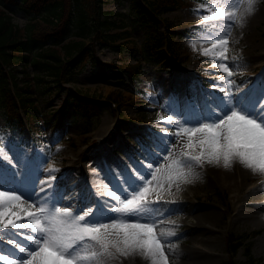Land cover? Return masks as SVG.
<instances>
[{
    "label": "rangeland",
    "instance_id": "1",
    "mask_svg": "<svg viewBox=\"0 0 264 264\" xmlns=\"http://www.w3.org/2000/svg\"><path fill=\"white\" fill-rule=\"evenodd\" d=\"M200 5L206 7L199 8ZM257 5L259 15L254 20L249 21L246 18L243 27L233 24L228 53L230 59L219 61L202 54L203 49L211 48L213 38L224 34L226 27L223 23L216 27L212 26V22L202 24V16L208 14L207 8L212 7L209 0L181 2L162 10L158 18L150 13L142 0H103V7L111 10L109 17L115 20L110 30L115 33L113 42L120 43L121 47L98 43L96 45L98 60L86 63L76 73L75 78L65 83L64 87L49 80L44 82L45 85L40 83L31 87L32 97L41 105L38 113L40 122L37 127H31L25 116L22 123L10 121L5 109L0 105V148H3L11 158V164L8 160L0 158V171L20 182L19 186L14 188L2 182L0 184L4 186L3 190H16L25 200L36 203L37 206L40 202H46L48 207H69L75 214H83L84 211L92 209L93 216L86 219L109 222L115 217L110 208L116 202L106 196L108 190L122 195L128 184L136 180L137 174H146L148 169L144 170L143 167L151 164L155 168L165 164L164 157L172 146H175L174 156H179L186 137L178 140L177 137L169 135L168 133L175 131L174 125L161 121L159 117L166 118L169 114H174V119L187 120L195 124L211 115L213 111L219 113L224 107L226 97L220 89L227 86L220 77L226 74L219 68L212 67L213 64L226 63L234 72L229 78L234 82L232 87L234 102L242 92H245L244 95L248 91L256 92L254 100L264 94V0H258ZM12 14L13 19L20 24L29 19L28 14L20 6L13 9ZM163 18L167 19L170 25L166 24ZM157 29L167 32L177 52L176 56H168V66L143 58V69L139 77L136 80H129L108 64L136 61L141 55V43L150 32ZM22 82L20 78V83ZM69 88H79L102 97L108 96L110 92L119 91L121 94L116 101L117 104L110 101L111 106L105 105L100 112L87 117L79 111L64 108ZM198 112L202 113L200 117L197 115ZM22 113L25 115L24 111ZM75 156L79 157L76 161ZM50 158L56 163L69 165V168L66 170L61 168L54 172L53 168L46 166ZM242 167L244 173L240 170L241 174L237 176L240 167L234 173L233 166L226 169L222 164L221 167L205 164L202 168L199 167L202 175H192L191 183L179 182L178 187L173 184L170 189L169 185L164 184L163 190L159 193L161 201L171 198L173 204L170 206L179 207L180 213L183 211L181 207H185L181 205L185 190L189 191H186V198L195 200L194 204L187 206L190 213H186L183 222L172 221L170 211L162 209L163 202L154 205V208H158L155 218L162 221L157 231L164 226L176 234L169 239V243L174 247L165 248L169 264L264 262V217H261L264 216V204H260L264 203V182L254 184L259 173L254 174ZM206 169L207 175L204 173ZM52 176L55 177L54 181ZM241 176L245 181L242 182V186L239 185L241 181L238 179ZM71 184L76 188L71 187ZM40 186L45 191H41ZM156 195L157 193L153 192L149 199L155 200ZM174 196H179L180 201H173ZM202 202L207 207L213 206L218 209L220 211L218 217L209 219V216H202L201 229L194 226L192 230L183 231L187 224L197 223L195 213L205 207L200 206ZM180 213L176 220L180 219ZM169 219L170 224L164 225ZM229 232L246 234L244 242L233 254V262L229 260L231 251L227 237ZM28 235L34 234L29 229L3 230L0 234V255L22 258L25 254L16 255V251L21 252L8 241L13 240L21 247L31 249V242L27 240ZM195 235H207L210 238L195 239ZM249 253L258 257L260 261H251ZM148 263L150 264L139 256L105 260V264Z\"/></svg>",
    "mask_w": 264,
    "mask_h": 264
},
{
    "label": "snow or ice",
    "instance_id": "2",
    "mask_svg": "<svg viewBox=\"0 0 264 264\" xmlns=\"http://www.w3.org/2000/svg\"><path fill=\"white\" fill-rule=\"evenodd\" d=\"M209 2L212 7L207 8L208 14L202 16V24L212 22L216 27L223 23L226 27L224 34L213 38L211 48L203 49L202 54L214 60L227 61L230 59L231 27L233 24L243 27L246 17L255 12L258 0ZM212 67L226 74L220 77L227 86L220 89L226 97L224 107L219 113L213 111L195 124L174 119V114L166 118L160 116L161 121L175 127L169 135L178 140L186 137L179 156H174L175 146H172L164 157L165 164L155 168L149 164L146 174H137L136 180L122 195L108 190L106 196L116 202L110 208L115 217L109 222L86 219L93 216L92 209L75 214L69 207H48L46 202H40L39 206L29 203L13 189L0 190V234L5 229H29L34 234L27 236L31 249L21 247L13 240L8 241L25 254L22 258L0 255V261L6 264H105L108 258L139 256L150 264H169L165 248L174 247L168 243V238L175 232L157 231L162 221L155 218L158 210L154 208L161 201L159 193L164 184L170 189L173 184L178 187L179 182L191 183L192 170L205 164H222L230 169L238 162L254 174H264V94L255 100L246 99L245 94L234 102V82L229 79L234 72L223 62ZM0 158L11 162L3 148H0ZM153 192L157 193L156 198L150 200ZM21 219H26V222H18Z\"/></svg>",
    "mask_w": 264,
    "mask_h": 264
},
{
    "label": "trees",
    "instance_id": "3",
    "mask_svg": "<svg viewBox=\"0 0 264 264\" xmlns=\"http://www.w3.org/2000/svg\"><path fill=\"white\" fill-rule=\"evenodd\" d=\"M142 1L158 18L162 10L189 0ZM17 6L29 16L23 24L13 19L12 10ZM110 14L111 10L103 7V0H0V105L10 121L22 123L24 111L31 127H37L41 105L32 97L31 87L40 83L45 85L47 80L64 87L86 63L98 60V43L121 47L120 43L113 42L115 33L110 30L115 20L109 17ZM140 51L141 55L134 62L108 64L124 78L136 80L143 69V58L168 66V56L177 54L167 32L161 29L146 36ZM120 94L119 91L110 92L102 97L69 88L64 108L91 117L105 105L111 106L110 101H117ZM245 235L228 233L230 261H234L233 254L244 242ZM249 259L260 261L250 253Z\"/></svg>",
    "mask_w": 264,
    "mask_h": 264
},
{
    "label": "bare ground",
    "instance_id": "4",
    "mask_svg": "<svg viewBox=\"0 0 264 264\" xmlns=\"http://www.w3.org/2000/svg\"><path fill=\"white\" fill-rule=\"evenodd\" d=\"M246 7V6H245ZM259 15V7H258V5H256V10H255V12L252 14V15H250V16H247L246 18H248L249 19V21L250 20H254L257 16ZM261 66V65H260ZM239 92V91H238ZM244 93L245 92H242V93H239V95L237 96V97H244L245 95H244ZM247 96H246V99H252V100H254V97H255V95H256V92H253V91H248L247 93ZM234 96V95H233ZM236 97V98H237ZM234 99V98H233ZM224 104V103H223ZM197 115H198V117H200L201 115H202V113L201 114H199V112L197 113ZM92 139V138H91ZM168 148V147H167ZM51 150V149H50ZM49 155H51V154H49ZM63 156V155H62ZM69 156V155H68ZM69 158V157H68ZM70 158H71V156H70ZM55 159V158H54ZM79 159V157H74V160L76 161V160H78ZM29 160V159H28ZM50 161L47 163L46 162V166H47V168H53V169H58V171L61 169V168H64V170H66V169H68L69 168V165H66V164H64L63 163V165L62 164H60V162L59 163H56V162H54V161H52V159L50 158L49 159ZM28 162V161H27ZM88 162V161H87ZM101 163V162H100ZM8 164V163H7ZM6 164V165H7ZM11 164V163H10ZM13 164V163H12ZM14 165V164H13ZM42 165H43V163H42ZM89 165V164H88ZM90 166V165H89ZM109 166V165H108ZM140 166V165H139ZM8 167V166H7ZM44 167V166H43ZM42 167V168H43ZM100 167V166H99ZM221 167V166H220ZM233 167H234V173H236L238 170V168H239V172H237V176L239 175V174H241V172L242 173H244L243 172V167H242V165L241 164H239L238 162L237 163H234L233 164ZM101 168V167H100ZM2 169V168H1ZM29 169V168H28ZM84 169V168H83ZM110 169V168H109ZM143 169L144 170H147V166H145V167H143ZM247 169V168H246ZM13 170V169H12ZM42 170V169H41ZM63 170V169H62ZM88 170H90V169H88ZM92 170V169H91ZM112 170V169H111ZM203 170V169H202ZM240 170H241V172H240ZM248 170V169H247ZM44 171V170H43ZM58 171H54V172H58ZM72 171V170H71ZM75 171V170H74ZM85 171V170H84ZM98 171V170H97ZM148 171V170H147ZM82 172V171H81ZM90 172V171H89ZM146 172V171H145ZM43 173V172H42ZM206 175H207V173H208V170L206 169V172H204ZM29 174H31V173H29ZM29 174H26V175H29ZM32 174H34V173H32ZM60 174H61V172H60ZM76 174H78L77 172H76ZM87 173H85V175H86ZM195 174H199L200 176L202 175L201 174V171H200V168L199 167H195L194 169H193V175H195ZM204 174V175H205ZM71 175V174H70ZM75 175V174H74ZM80 175V174H79ZM78 175V176H79ZM112 175V174H111ZM144 175V174H143ZM245 176L247 175L246 173L244 174ZM263 174H259V176L258 177H260V176H262ZM49 176V175H48ZM51 176V175H50ZM84 176V175H83ZM103 176V175H102ZM21 177V176H20ZM82 177V176H81ZM94 177V176H93ZM257 177V176H256ZM17 178V177H16ZM44 178V177H43ZM46 178V177H45ZM44 178V179H45ZM50 178V177H49ZM52 178V177H51ZM242 176L240 177V178H238L240 181H241V183L239 184V185H243V183L242 182H245V181H243L242 180ZM11 179H13L12 181H11ZM38 179V178H37ZM44 179H42V181L44 180ZM47 179V178H46ZM45 179V180H46ZM82 179V178H81ZM80 179V180H81ZM104 179V178H103ZM206 179H208V178H206ZM86 180V179H85ZM228 180V179H227ZM54 181V180H53ZM66 181V180H65ZM208 181V180H207ZM254 181V180H253ZM263 181V180H262ZM2 182H4V183H7V185H9L10 187H17V186H19V180L18 179H14L12 176H7L6 174H3L1 171H0V183H2ZM47 182V181H46ZM88 182V181H87ZM209 182V181H208ZM255 182H256V184H261V183H263V182H258V180L256 179L255 180ZM42 183V182H41ZM55 183V182H54ZM70 183V182H69ZM73 183V182H72ZM78 183V182H77ZM102 183V182H101ZM52 184V183H51ZM74 184H76V183H74ZM79 184V183H78ZM94 184V183H93ZM0 185H2V184H0ZM39 185V184H38ZM48 185V184H47ZM91 185V184H90ZM96 185V184H95ZM129 185V184H128ZM21 186V185H20ZM42 186V185H41ZM40 186V187H41ZM54 186V185H53ZM73 185L71 184V187H72ZM74 187V186H73ZM86 187V186H85ZM116 187V186H115ZM173 187V186H172ZM190 187V186H189ZM238 187V186H237ZM259 187H260V185H259ZM263 187V186H262ZM42 188V187H41ZM46 188H49V187H45V189ZM76 187H74V189H75ZM79 188H81V187H79ZM91 188V187H90ZM123 188V187H122ZM177 188V187H176ZM44 189V188H43ZM96 189V188H95ZM103 189V188H102ZM116 189V188H115ZM0 190H3V188L1 189L0 188ZM8 190V189H7ZM72 190V189H71ZM240 190H242V188L240 189ZM45 191V190H44ZM70 191V190H69ZM77 191V190H76ZM97 191V190H96ZM105 191V190H104ZM175 191V190H174ZM181 191V190H180ZM186 191L187 190H185L184 191V193H183V196H182V199H181V205L182 206H185V207H181L182 209H183V211L180 213L179 211H180V208L179 207H171L170 206V204L172 203V199L170 198H165V200L163 199L162 201H161V203L163 202V204H162V209L164 210V211H166V212H169L170 211V214H172V216L171 217H173L172 219V221H174V222H178V221H180V222H183L184 221V219H185V215H186V213L188 212V213H190L189 211H190V209L187 207L189 204H194L193 202L195 201V200H192V198H190V197H188V198H186ZM245 191V190H244ZM262 191V190H261ZM39 192V191H38ZM56 192V191H55ZM71 192V191H70ZM120 192V191H119ZM167 192H169V191H167ZM187 192H189V191H187ZM248 192V191H247ZM246 192V193H247ZM253 192V191H252ZM27 193V192H26ZM25 193V194H26ZM47 193V192H46ZM89 193V192H88ZM94 193H95V191H94ZM97 193V192H96ZM231 193V192H230ZM258 193V192H257ZM256 193V194H257ZM38 194V193H37ZM65 194H67V193H65ZM75 194V193H74ZM166 194V193H165ZM168 194V193H167ZM170 194V193H169ZM260 194V193H259ZM258 194V195H259ZM174 195V194H173ZM26 196V195H25ZM41 196V195H40ZM49 196V195H48ZM100 196V195H99ZM102 196V195H101ZM163 196V195H162ZM165 196V195H164ZM163 196V197H164ZM167 196H169V195H167ZM196 196V195H195ZM248 196V195H247ZM27 197V196H26ZM30 198V197H29ZM46 198V197H45ZM75 198V197H74ZM98 198V197H97ZM104 198V197H103ZM226 198V197H225ZM250 198V197H249ZM32 199V198H31ZM34 199V198H33ZM86 198H84V200H85ZM107 199V198H106ZM195 199V198H194ZM233 199V198H232ZM247 199V198H246ZM263 199V198H262ZM175 200H179L180 201V198H179V196H174L173 197V201H175ZM259 200V199H258ZM40 201V200H39ZM50 201V200H49ZM190 201V203H188ZM78 202V201H77ZM105 202V201H104ZM245 202V201H244ZM38 203V202H37ZM99 203H100V201H99ZM160 203V204H161ZM205 203V202H204ZM253 203V202H252ZM100 204H102V203H100ZM173 204V203H172ZM176 204V203H175ZM178 204V203H177ZM251 204V203H250ZM260 204H264V203H260ZM102 206V205H101ZM201 207L202 206H205V207H202V208H200V209H198V211L199 212H197V213H195V215L197 216V223L196 224H187L186 225V228H184L183 229V231H185L186 229H189V230H192L193 229V227L194 226H197L199 229H201V226H202V224H201V217L202 216H209V219L211 218H217L218 217V215H219V213H220V211L218 210V209H216V208H214L213 206H206L205 204H203V202H202V204L200 205ZM240 206V205H239ZM260 206V205H259ZM258 207V206H257ZM95 208V207H94ZM264 208V207H263ZM158 209V208H157ZM255 209V208H254ZM260 209V208H259ZM259 209H256V210H259ZM246 210V209H245ZM261 210H262V208H261ZM163 211V212H164ZM171 211H173L172 213H171ZM230 211V210H229ZM242 211V210H241ZM180 213V219H177L176 220V217L179 215V213ZM261 212V211H260ZM260 212H259V214H260ZM185 213V214H184ZM247 213H248V211H247ZM250 213V212H249ZM251 213H252V211H251ZM163 214V213H162ZM192 214H194V212L192 213ZM239 214V213H238ZM258 214V215H259ZM264 214V213H263ZM263 214H260V215H263ZM194 215V216H195ZM257 215V214H256ZM246 217V216H245ZM261 217H264V216H261ZM159 218V217H158ZM204 218V217H203ZM175 219V220H174ZM22 221H26V219H21ZM160 220V219H159ZM264 221V220H263ZM170 219H169V221L168 222H166V224H164V225H167L168 226V224H170ZM206 223V222H205ZM182 224V223H181ZM207 224V223H206ZM209 224V223H208ZM161 229H165V230H168L166 227H164V226H162V227H160ZM196 228V227H195ZM174 229V228H173ZM207 230H209V229H207ZM26 231V230H25ZM211 231V230H210ZM189 232V231H188ZM25 233V232H24ZM178 234V233H177ZM181 234V233H180ZM208 234V233H207ZM21 235V234H20ZM176 235V234H175ZM218 235V234H217ZM172 237V236H171ZM171 237H169L168 238V243H169V239L171 238ZM204 238L205 237V239L206 238H210L209 236L207 237V235L206 236H204V235H195V239L196 238H198V239H201V238ZM215 237V236H214ZM204 239V240H205ZM203 240V241H204ZM27 241V240H26ZM217 241V240H216ZM201 242V241H200ZM173 243V242H172ZM202 243H200V245H201ZM193 246V245H192ZM196 247V246H195ZM205 247V246H204ZM207 247V246H206ZM166 248H167V246H166ZM214 248V247H213ZM190 249V248H189ZM209 248L207 247V250H208ZM205 250V249H204ZM195 252V251H194ZM210 252V251H209ZM212 252V251H211ZM7 253V252H6ZM9 253V252H8ZM16 255H20V256H23V253H18L17 251H16V253H15ZM194 254V253H193ZM197 254V253H196ZM7 255V254H6ZM189 256V255H188ZM192 256V255H191ZM199 257V256H198ZM16 258V257H15ZM18 258V257H17ZM182 258V257H181ZM2 262V261H1ZM3 263H6V262H2V263H0V264H3ZM149 264V263H148Z\"/></svg>",
    "mask_w": 264,
    "mask_h": 264
}]
</instances>
